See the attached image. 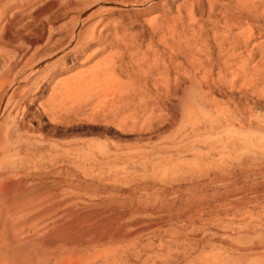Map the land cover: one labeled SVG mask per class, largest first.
Listing matches in <instances>:
<instances>
[{"label": "rangeland", "instance_id": "obj_1", "mask_svg": "<svg viewBox=\"0 0 264 264\" xmlns=\"http://www.w3.org/2000/svg\"><path fill=\"white\" fill-rule=\"evenodd\" d=\"M163 1L164 6L157 0L153 8L141 14L127 5L104 15L95 40L82 49L66 51L75 42L69 32L84 31L95 16L79 20L77 11H65L61 5L36 27L29 15L21 16L5 33L9 41L0 44L3 66L17 50L23 54L19 64L23 65L35 48H42L36 57L41 60L36 75L18 82L29 73L24 68L20 80L8 78L2 88V92H14L17 105L13 111L0 114V122L9 114L18 125L24 180L27 184L37 182L30 190L37 192L26 197L27 203L32 200L33 208L23 207L22 212L32 208L30 213L41 216L46 206L58 208L52 211L57 214L66 208L70 221H81L79 224L86 227L96 222L101 235L105 233L104 239L100 234L97 240L92 239L94 243L83 241L92 244H82L72 252L78 253L76 256L69 255L73 258L57 263L264 264V0H255L254 6L240 16L235 0L213 1V13L235 23L233 32L238 24L251 26V34L242 47L224 50L218 57L220 49L210 44V55L217 65L208 83L213 92L203 111L212 117L193 125L185 120L186 114L162 102L165 86L159 84L156 90L152 75L160 74L162 79L167 65V86H185L189 66L182 64V53L184 57L199 55L201 60L207 55L199 38L190 35L194 41L188 36L181 53L174 57L169 47L158 42L159 34L155 35L152 47L159 46L155 53L160 57L159 68L142 74L139 81L136 73L128 76L124 70L129 67V52H119L122 38L134 40L136 53L141 56L145 52L152 63L153 49L147 50L151 34L147 19L156 16L171 20L179 6L187 19L186 7L193 0ZM201 1L203 10L195 12L199 22L211 11L208 0ZM25 28H44L45 36L50 30L51 40L42 47L45 37L27 49L17 38ZM208 29L217 32L218 38L224 33L222 24ZM49 52L54 53L45 57ZM109 63L122 82L128 80L138 86L133 96L121 98L118 91L108 92L107 87H115L117 82L111 83L112 75L97 73ZM220 76L222 82L216 80ZM97 90L104 93L91 95ZM89 93L97 108L87 105ZM79 103L80 108L76 106ZM71 104L76 107L71 109ZM218 108L223 110L219 115ZM198 113L192 111L190 116ZM222 126L226 128L220 131ZM198 135L197 141L190 142ZM30 213L29 217L21 215L28 228L22 223L23 235L36 233L50 220L43 214L34 221L38 214ZM107 228L133 236L119 235V239L116 232L109 239Z\"/></svg>", "mask_w": 264, "mask_h": 264}, {"label": "bare ground", "instance_id": "obj_2", "mask_svg": "<svg viewBox=\"0 0 264 264\" xmlns=\"http://www.w3.org/2000/svg\"><path fill=\"white\" fill-rule=\"evenodd\" d=\"M155 1L157 0H0V44L9 41V38L7 39L5 38V36L7 35L6 31L21 16L29 15L28 16L29 19L31 20V22L33 21V25L36 27L35 24L40 23L42 19L48 18L47 16L53 8L57 7L58 5H61L65 11H70V10L77 11L76 17L79 20H87L89 18L92 19V17L95 16L96 20L93 21V23L84 31L72 29L69 32L70 39H75V42L73 43V46L72 45L71 47L69 46L68 47L69 49H67L66 51L68 52V51L82 49L85 46H87L90 42L95 40L96 38L95 31L97 25L101 24V22L103 21L102 17H104V15L115 10L123 9L127 5H131L134 8V10H137V12H140V14L145 13L151 8H153V3ZM213 1L214 0H208V4L210 6L209 9L212 12L210 11L207 18L206 19L204 18L203 21L201 22L197 21L195 16L196 11L197 13H199L203 10V2L201 0H193L190 2L189 5L187 4L188 7H186V12H185V15H187V19L183 18L184 13L182 14V11L179 6L177 7L176 16L172 17L171 20L167 18H163L159 20L156 16L147 19V21L145 20L150 27V30L148 31L151 32L150 36H148L147 50L153 49L152 47L153 37L159 34L158 38L156 37L158 39V42L160 41L161 42L160 44H163L162 47L165 48L169 47V49H171L172 56L175 57L177 53L179 54L181 53L182 51L181 48L184 45L183 43H185L183 41H186L188 36L191 35L195 38H199L198 40H200L201 42L200 45H202V49L204 50V53H207L204 60H201L199 55L192 57L191 56L184 57V54L182 53V57H183L182 64L186 67L189 66L188 67L189 70L185 72V79L187 81V84L183 87L178 83L173 84L171 88L170 86L169 87L167 86L166 78L168 77V74L170 72V68L167 65H164L163 67V72H165L166 74L164 75V77L162 76L163 77L162 79L159 76L160 74H157V77L155 75H152L153 77H155L156 80V81L152 80L154 88L156 90L159 89L158 87L159 84H163L165 86L164 87L165 90L162 93L163 96V99H161L162 102L165 100L172 106L173 109L176 110V112L186 114L185 120L190 121L192 125L195 124L196 121L198 120L208 121V119L212 117L210 113L203 111L205 110L208 104L206 101L207 97L213 92L212 86L209 85L208 83L209 81H212V76H213L212 73L217 65L216 58L210 55L211 50L213 49L214 46H216L218 49H220V52L217 54L216 57H218L219 55L221 56V52L224 50L228 51L234 47L237 48L238 46L242 47L243 44L246 43V41L248 40L251 34V26H244L238 24H237L236 32H233L232 26L235 23L230 22V20L226 17L219 18L217 14L213 13L214 11L212 10L213 8L212 5H214ZM235 1H236L235 8L237 9L239 16L243 15L244 12L247 13L249 9L254 6V2H255V0H235ZM163 2L164 1L162 0V4H160L161 7L164 6ZM246 15L248 16V14ZM206 21L210 22L207 23L209 27L213 25L222 24L224 28V33L220 34L221 36L218 38L217 32H211V31L209 32L208 29L209 27L207 28V24L205 23ZM195 22L197 24V27L194 28ZM186 28L188 30L190 28L189 35L187 34L188 30H186ZM85 31H87L88 33L84 35ZM48 33L49 34L45 36L44 28L39 31L38 30L36 31L33 28L32 29L25 28L24 33L23 32L17 33L18 34L17 38L21 46L26 45V48L30 49L33 47V45L42 41L46 37L45 38L46 40L42 46L44 47L51 40L52 32L49 30ZM82 33L83 35H81ZM191 36L190 39L191 40L194 39ZM122 40H123V45L119 51L120 54H124L123 53L124 51H128L130 55V60L128 62L129 67L128 69H124L128 71V76L131 73H136L137 81H139L141 80L142 74L147 75L148 73H151L153 69L159 68L160 57L159 55L158 56L155 55V53L160 50L158 48L159 46L154 48L152 50L153 52H150L152 53V57L150 59L152 63L150 64L149 57L145 52H143L141 56L136 53L137 48L135 47L134 40H125L124 38H122ZM196 42L199 41L196 40ZM225 45L228 46L231 45V46L225 47ZM41 49L42 48H35V50H33V52L30 53V55L28 56L26 62L24 61L25 63L23 65H19L20 61L23 58V54L20 53L19 50L13 53L11 60L8 63H6L5 66L0 65V69L2 70V71L0 70L1 71L0 72V114H2L5 111L9 112V110L13 111V109L17 105V101L14 100L15 95L13 91L8 90L2 92L4 82L8 80V78H11L12 80H16V79L20 80L19 77L22 74L24 68L28 69L29 73L27 74L26 78H23V80L18 82L24 83L30 80L31 78H33L37 73V69H38L37 67L39 66V60H40L39 58L38 60L36 57L38 56L37 54L38 52L41 51ZM53 53L54 52L50 54L47 53L45 57H48L49 55L51 56ZM143 66H146L147 68L145 67L146 69H144ZM114 70H115L114 65H111L109 63L105 65L103 69H100V72L97 73L101 75L103 74V76L105 77L106 75L107 76L112 75L113 77L111 76V78L113 79L110 80L111 83L112 81L117 82L116 85L115 82L112 83L115 85V87L114 86L113 87L111 86L112 88H110L109 86L107 87L108 92H112L113 94L114 93L113 91H118L121 95V98L125 96L128 97L133 96L136 90L138 89V86H134L133 83L131 84L130 82H128V80L122 82L121 77L116 76L114 74V72H116ZM122 71L123 69L121 70V72ZM216 80L222 82L223 76L218 77ZM157 81H160V83H158ZM111 83L109 85H112ZM107 90L106 91L104 90L105 93L107 92ZM104 91L99 92L97 90L95 91L97 93L94 94H92V92L90 93L91 95H95L98 97V95H100V93L101 94L104 93ZM90 93L88 95L89 98H87L86 101V103L89 102L87 104L89 106L92 105L90 101V99L92 98V97L90 98ZM80 103L76 105L78 108H80L82 105ZM199 103H202L203 105ZM74 106L75 105L72 106L71 104L70 108L73 109ZM98 106L99 105L96 103L92 105V108H97ZM195 110L199 111L198 115L190 116L191 112ZM221 111L223 110L221 108H218L216 112L219 115ZM4 117H6L5 120H1L0 122V262L2 264H55V263L62 264L61 262L63 261L66 262L67 260H69L67 258H71L69 257V255L74 256L75 252L72 254L73 251H75L78 248L79 249L82 248V244L85 243V242L82 243L83 241L90 240L91 242H93L92 239L94 240V238H96L97 240L99 237L98 235L99 234L101 235V232L99 230L100 226L96 225V222L95 225H91L87 227L82 226L80 225L81 221H78V223L76 222L77 220H75L74 222L70 221L69 219L70 214L67 211L68 209L60 208L61 212L59 211L60 214L59 212L57 214L53 212L58 208L56 209L54 206L53 207L46 206L43 207V210H41L42 211L41 216L44 214L43 215L44 217L47 214L50 220L48 221L47 219V223L44 226H42L40 230L37 231L36 233L34 232L33 234L31 233L30 234L25 233L24 235L22 234V230H23L22 217L23 215L26 216V214L27 217H29L30 216L29 213L33 208V206H31L33 205V203H31L32 200L29 199L30 202L27 203L28 199L26 200V197L28 198L29 194L32 195L33 193L35 194L37 192L38 189H36L35 192L34 191L30 192V190H33L37 187L36 185L37 182L34 184L32 183L27 184L25 182L24 175L22 172L23 169H22L21 157H20V142H22L21 132L18 125L14 122L13 119L9 117V114ZM9 118L11 120H9ZM225 128L226 127L222 126L221 128H219V130L222 131L225 130ZM199 136L200 135L195 136V138L191 139L190 142L197 141V138ZM207 138L210 139L209 136H207ZM188 140L189 139H186L185 141L187 142ZM43 185L44 184H42V186ZM42 186L40 185V187ZM26 206L27 207L31 206L32 208L30 207L31 208L30 211L27 209L26 212H22L23 207L25 210ZM33 213L36 212H32L30 214H32L33 216ZM36 214H38V216L37 218L36 217L34 218V221L37 220L38 217L39 219L42 218L41 216H39L40 213H36ZM23 219H26V217ZM30 219H32V217H30ZM31 223H34L33 219ZM36 229L33 228L34 231ZM105 231L107 232V230ZM114 233L117 234L115 235V237L118 236V238L120 237L119 235L121 236L123 235L122 237L125 238L129 234V232L126 233V231L123 232L122 230L115 231V229L113 230L110 229L108 230L107 236L106 235L104 236L109 238L111 237L110 235H112L114 237L113 235ZM103 234L101 235V238H103ZM130 236H133V233L128 235L127 237ZM122 237L120 238L122 239ZM98 241L100 242L101 239ZM89 243H85V244H89ZM79 244L81 245V247H78ZM86 250L87 249H85V251ZM58 261L61 262L57 263Z\"/></svg>", "mask_w": 264, "mask_h": 264}]
</instances>
